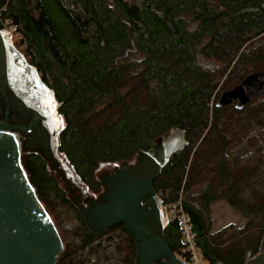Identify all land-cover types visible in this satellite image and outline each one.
I'll use <instances>...</instances> for the list:
<instances>
[{
	"label": "trees",
	"instance_id": "16d2710c",
	"mask_svg": "<svg viewBox=\"0 0 264 264\" xmlns=\"http://www.w3.org/2000/svg\"><path fill=\"white\" fill-rule=\"evenodd\" d=\"M0 21L60 103L57 151L90 191L101 190V164L125 166L180 128L187 145L152 187L166 205L181 197L205 264H245L259 252L264 92L242 109L215 102L264 68V0H0ZM20 160L54 224L62 212L76 222L66 243L58 230L55 264H132L136 244L122 224L89 230L46 161L29 151ZM216 200L243 224L211 231ZM163 236L176 256L187 255L176 218Z\"/></svg>",
	"mask_w": 264,
	"mask_h": 264
},
{
	"label": "water",
	"instance_id": "95a60500",
	"mask_svg": "<svg viewBox=\"0 0 264 264\" xmlns=\"http://www.w3.org/2000/svg\"><path fill=\"white\" fill-rule=\"evenodd\" d=\"M4 87L36 93L38 102L49 107L57 124L56 135L62 126L56 113L60 103L41 81L36 68L13 45L10 32L0 29L2 92ZM263 92L264 68L246 74L236 86L219 92L215 105L242 109ZM18 129L25 130L0 122V264H55L63 249L61 237L22 166L20 155L25 149L21 138L14 135ZM186 145L184 130L170 129L152 148L140 151L131 163L102 175L103 190L97 198H89L85 203L74 200L89 230L99 232L123 225L136 244L134 264H155L157 260H164V264H182L164 239L169 216L152 181L168 158ZM44 160L51 171L60 172L58 158L56 163ZM245 264H264V238L259 252Z\"/></svg>",
	"mask_w": 264,
	"mask_h": 264
},
{
	"label": "flooded vegetation",
	"instance_id": "af4514ba",
	"mask_svg": "<svg viewBox=\"0 0 264 264\" xmlns=\"http://www.w3.org/2000/svg\"><path fill=\"white\" fill-rule=\"evenodd\" d=\"M32 93V91H28L26 89H19L15 91V89L13 88L4 87L3 92L0 89V122L25 128V130H15V132L21 138V143L25 151L38 154L42 158L47 159L52 163H56L58 162L56 160V158H58V156H56V148L59 132L58 131L55 135V128L57 124L50 114V110L48 109L49 107H47L43 103H39L37 100L38 97L36 93ZM56 113L58 114V112ZM43 155H46L47 158H45ZM53 156L54 158H52ZM58 164V170L62 174H64L65 176L67 174H74L78 184L85 185L80 180V178L73 172L72 168H65L60 162H58ZM98 181L100 182V179H98ZM102 190L103 188L101 185V190L97 194L101 193ZM79 192L82 194L78 197H74L73 202L74 200H77L85 203L87 199L93 198H87L86 191L79 190ZM97 196L95 198H97ZM158 261L159 260H157L155 264ZM160 261H163L162 264L165 263L164 260ZM134 262L135 258L132 260V264H134Z\"/></svg>",
	"mask_w": 264,
	"mask_h": 264
},
{
	"label": "rangeland",
	"instance_id": "374dc122",
	"mask_svg": "<svg viewBox=\"0 0 264 264\" xmlns=\"http://www.w3.org/2000/svg\"><path fill=\"white\" fill-rule=\"evenodd\" d=\"M13 42L15 45L18 43L17 37H12ZM206 63L209 65L214 66L215 63L210 60H205ZM233 88V87H232ZM231 89V88H229ZM221 92V91H220ZM236 145H243V143L239 142ZM24 150L22 149V153ZM56 155L58 156L62 166L68 169H71L69 164L66 162L63 155H61L58 151L56 152ZM44 159V158H43ZM133 161V160H132ZM131 161V162H132ZM130 162V163H131ZM120 167L118 164H101L96 169V177L97 179H100V177L104 174L112 173L116 168ZM48 168V167H47ZM49 169V168H48ZM50 170V169H49ZM50 172L53 174L55 179L57 180L58 184L63 188L67 196L73 200L74 197L80 196L82 193L79 192V190L86 191L87 198L93 197L95 198L98 194L90 191L86 185H79L78 182L75 179L74 174H67L66 176L62 174L61 172H53L50 170ZM210 218H211V231H216L224 226H228L230 224H235L237 226H240L243 224L244 219L238 214L236 210H234L231 206L226 204L223 200H216L211 205V211H210ZM56 228L59 230L63 243H66L71 238H73V234L71 230L76 226V222L73 219H70L66 217V215H63L60 213L58 215V218H56ZM95 257L94 255L92 256Z\"/></svg>",
	"mask_w": 264,
	"mask_h": 264
},
{
	"label": "built area",
	"instance_id": "2783aa9c",
	"mask_svg": "<svg viewBox=\"0 0 264 264\" xmlns=\"http://www.w3.org/2000/svg\"><path fill=\"white\" fill-rule=\"evenodd\" d=\"M0 29L10 32L12 37L18 35L14 32L7 22L0 21ZM14 135L18 139V134L14 132ZM169 218H176L179 224L181 235L185 241V249L187 255L184 257H178L182 264H205L201 259L199 251L196 246V232L193 230L188 215L183 207L182 199L179 197L175 203L166 205Z\"/></svg>",
	"mask_w": 264,
	"mask_h": 264
},
{
	"label": "crops",
	"instance_id": "0c3cea01",
	"mask_svg": "<svg viewBox=\"0 0 264 264\" xmlns=\"http://www.w3.org/2000/svg\"><path fill=\"white\" fill-rule=\"evenodd\" d=\"M12 42H13V39H12ZM13 45H14V42H13ZM15 46V45H14Z\"/></svg>",
	"mask_w": 264,
	"mask_h": 264
}]
</instances>
